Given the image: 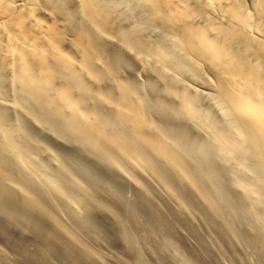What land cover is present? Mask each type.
Wrapping results in <instances>:
<instances>
[{
    "label": "bare ground",
    "instance_id": "1",
    "mask_svg": "<svg viewBox=\"0 0 264 264\" xmlns=\"http://www.w3.org/2000/svg\"><path fill=\"white\" fill-rule=\"evenodd\" d=\"M127 6L123 0H0V65H60L75 81L74 88L76 85L82 92L88 91L105 110L104 114L94 108L78 111L71 100L66 113L54 112L60 124L128 184L137 187L127 176L125 163L144 183L161 185L169 199L181 207L167 189L170 185L178 187L182 197L188 196L193 206L218 222L233 245L232 225L222 218L223 208L216 199L217 184L205 183L206 168L214 165L224 173H233V162L244 179L252 175L264 179V0H132ZM132 8L141 13L143 23L130 20L128 11ZM124 61L135 67L134 82L119 72ZM78 67L90 85L85 84L79 75L82 73H77ZM17 71L20 84L23 72ZM45 71L50 72L49 67ZM186 75L194 79L205 103L208 101L214 110L200 111V105H193L198 94L184 81ZM17 78H13L16 83ZM31 81L24 84L21 96L47 111L48 101L39 100L37 92L46 94L48 86ZM58 92L52 100L64 109L66 89ZM12 102L6 105L12 107ZM20 115L24 118L26 114ZM8 117L0 123V159L27 165L13 141L18 130L10 126ZM210 155L212 161H208ZM4 163H0V195L12 185L16 188L21 179L15 180L18 174L14 178L4 171ZM260 177L253 189L258 199L262 194L259 186L264 190ZM227 178L232 197L242 198L244 179ZM50 182L62 193L57 181ZM20 188L15 191L22 195L20 198L41 210L37 198ZM59 222L54 221L57 229H64ZM258 230L264 234L263 226Z\"/></svg>",
    "mask_w": 264,
    "mask_h": 264
},
{
    "label": "rangeland",
    "instance_id": "2",
    "mask_svg": "<svg viewBox=\"0 0 264 264\" xmlns=\"http://www.w3.org/2000/svg\"><path fill=\"white\" fill-rule=\"evenodd\" d=\"M123 1L124 5H128L129 8L132 0ZM130 10L133 15L130 14ZM130 10L128 11L130 20L144 22L145 19H142L143 16L140 15L137 8ZM136 12L137 14H135ZM19 44L17 43V45ZM18 64L15 62L13 66L12 64L11 66L0 65V113L2 111L0 123L9 114L10 126L18 130L13 137L14 144L22 153V157L26 158L27 165L24 163L19 166L14 161L0 159V163L6 162V164H1L4 171L10 173L14 178L20 176L15 180L21 178V181H17V186H19L18 188L16 186L17 189L12 185L13 188H8L10 190L0 195V264H264V234L261 232L262 230H258L259 227H264V190L262 186H259L262 193L261 196L259 195L260 199L256 198L253 190L255 187L257 188L256 179H259L260 176L252 175L249 179H244L245 177L233 162L230 164L233 173H224L221 169H215L214 165L206 168L208 181L205 183L207 186L213 187L217 184L216 191L218 192L215 195L218 197L216 199L219 201V206L221 205L220 209L223 208L222 218L224 216L228 225L230 227L232 225L236 244L232 245L220 225L218 226V222L199 210L201 208L193 206L192 200L190 201L189 197L184 195L187 201L185 202V198L180 195L183 192L178 190V187L168 185L167 189L172 196L177 197L178 202H181V207H178L171 197L169 199V195L163 191L161 185L154 183L150 186V184L144 183V180L125 163L127 176L129 175L131 180L133 178L132 181H135L137 187L128 184L125 179L123 180V177L117 176L113 170L107 168L104 160L97 157L95 152L93 154L92 150L88 149V146L86 147L80 138L76 136L75 139V134L72 135L73 133L71 134L65 126L60 124L61 121L54 112L62 113L63 111L66 113L67 106H70L73 101H75L73 107H76L78 111L85 112L94 108L101 114L105 113L103 106L94 102V98L88 91L83 90L82 92V89L76 85L74 88L75 81L62 70L60 65L49 63L41 67L37 64H29L25 68ZM44 67H49L50 72L45 71ZM118 68L123 76L134 82L136 70L131 63L124 61ZM79 69L78 67L77 73H82L79 75L87 86L90 85L91 83L87 80L88 76ZM17 70L21 71L20 73L23 72L20 84L17 76L21 77V75ZM65 74H67L66 77H64ZM14 76L18 79L17 83L14 82V79L16 80ZM26 76L32 80V83L35 82L33 85L48 86L46 94L37 92L39 100L48 101L47 111L41 109L39 105L35 104V106L30 99H24L21 96L20 91L24 88V84H28ZM184 81L188 86L190 85L191 91L193 87L194 93L198 94L197 99L201 97L200 100H194L195 107L198 108L200 105L201 109L198 108L200 111L214 110L208 101L205 103L191 76L186 75ZM61 88H65L67 93V104L63 105L64 109L52 100L55 99V93H60L58 91ZM71 100L73 101L71 102ZM11 102L12 107L6 105ZM19 113L26 115L23 118ZM45 114L47 115L45 116ZM47 116H51V120ZM115 126L117 124L114 125V128H116ZM212 158L213 156L210 155L208 161H212ZM19 168L21 169L19 170ZM13 171H15V175ZM227 176H233L242 181L244 179L243 185L246 187V191L242 198L234 195L232 197L227 185ZM260 178V182H263L264 179ZM51 180L58 182H56L60 186L58 189L62 190V193H58L57 188L50 182ZM248 180H250L249 183L251 182L248 183L249 185L247 184ZM261 184L264 185V182ZM20 187L27 190V193L29 192L35 199L37 198L41 210L27 203L24 197V200L20 198L22 195L16 193ZM9 192L11 195L8 194ZM68 196L72 200H68ZM249 201L251 202L249 203ZM196 209L201 215L195 211ZM152 212L154 213L152 214ZM54 221H60L59 223L63 224L64 229H57ZM211 221L213 222L211 223ZM214 226L218 228H214ZM23 234L24 236H22ZM71 242L74 244L73 246Z\"/></svg>",
    "mask_w": 264,
    "mask_h": 264
}]
</instances>
